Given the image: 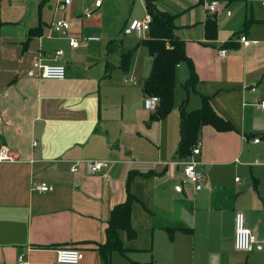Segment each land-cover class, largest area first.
Returning <instances> with one entry per match:
<instances>
[{
  "label": "crops",
  "instance_id": "obj_1",
  "mask_svg": "<svg viewBox=\"0 0 264 264\" xmlns=\"http://www.w3.org/2000/svg\"><path fill=\"white\" fill-rule=\"evenodd\" d=\"M210 1L157 0L177 15L187 60L176 77L180 70L187 95L174 108V88L171 111L155 120L156 106L144 104L154 97L144 90L148 31L130 29L148 14L146 0H102L90 18L82 14L94 0H0V147L16 158L0 162V264H18L22 252L30 264H55L66 247L83 251L79 264H107L100 249L111 214L128 199L135 236L117 230L124 251H112L108 264H264V0H216L214 12ZM60 19L70 26L55 34ZM123 33L137 36L126 42ZM123 52H132L128 71ZM37 62L65 65L66 78L41 79ZM204 99L227 130L202 125L200 153L182 157L183 112ZM86 160L110 166L90 175ZM185 160L203 176L188 190ZM33 184L49 191L33 192ZM237 212L258 239L252 251L234 247Z\"/></svg>",
  "mask_w": 264,
  "mask_h": 264
},
{
  "label": "trees",
  "instance_id": "obj_2",
  "mask_svg": "<svg viewBox=\"0 0 264 264\" xmlns=\"http://www.w3.org/2000/svg\"><path fill=\"white\" fill-rule=\"evenodd\" d=\"M212 1V0H211ZM230 2L233 0H219ZM147 11L152 20L148 30V38L143 41L153 57L150 76L144 82V90L148 96L159 98V104L155 108L152 119L166 116L172 109L174 88L176 83V67L187 60L185 43L176 35V16L173 13L162 10L157 5V0H146ZM206 35L213 38L217 33V24L214 18H209L205 24ZM40 31H32L31 35ZM117 41L108 44L111 52ZM132 52H123L120 57V68L128 71L131 63ZM193 79L186 83L188 88ZM211 124L218 130H227L228 125L213 111L210 103L204 99L200 109L186 112L184 110L181 121V141L178 153L185 157L196 145L197 135L202 125ZM131 179V178H130ZM130 200L114 208L111 214L110 224L107 230L108 240L101 247V252L108 264V255L114 251H124L117 230L123 229L127 237L133 238L135 232L129 224Z\"/></svg>",
  "mask_w": 264,
  "mask_h": 264
},
{
  "label": "built area",
  "instance_id": "obj_3",
  "mask_svg": "<svg viewBox=\"0 0 264 264\" xmlns=\"http://www.w3.org/2000/svg\"><path fill=\"white\" fill-rule=\"evenodd\" d=\"M65 4H69L71 0H63ZM102 0H94L92 7H87L84 9L82 17L90 18L94 15L96 9L101 6ZM264 7V1L261 2ZM219 7V2L216 0L210 1L207 4V8L210 11H216ZM151 16L147 14L143 20L136 19L130 24V29L134 31H148L151 23ZM70 24L65 19H60L53 24V32L55 34H62L65 30L69 28ZM241 40L245 43L246 38L242 37ZM69 44L76 48L78 47V40L71 38ZM58 55L62 54V51L57 52ZM219 56L225 57L226 51L222 50L218 53ZM35 67L38 68V76L45 80H64L66 78L67 70L63 64H40L35 63ZM158 97H149L144 101L145 107L147 109H154L155 106L159 104ZM261 107L264 110V99L261 102ZM255 142H259V139H255ZM37 146V143H34ZM202 143L197 142V144L192 148L193 154H199L201 150ZM16 158L12 155L10 150L5 147H0V162H11L15 161ZM198 163L195 161L185 160L183 162L182 179L181 184L185 190L188 187L196 186L203 178L200 171L197 169ZM79 162H76L71 170L76 172L79 169ZM109 161L100 160H86L84 161V169L87 174L94 175L101 172L104 169L109 168ZM33 192L44 193L49 191V186L46 184H33L31 187ZM258 243L256 235L246 226L245 216L242 212H237L234 220V247L238 251L249 252L255 248ZM84 259V253L82 250L74 247L61 248L57 252V262L55 264H79ZM18 264H30L26 258L24 252L20 253L17 258Z\"/></svg>",
  "mask_w": 264,
  "mask_h": 264
},
{
  "label": "rangeland",
  "instance_id": "obj_4",
  "mask_svg": "<svg viewBox=\"0 0 264 264\" xmlns=\"http://www.w3.org/2000/svg\"><path fill=\"white\" fill-rule=\"evenodd\" d=\"M136 36H137V33H132V34L123 33V38L125 39L126 42L132 41L133 39H135ZM126 45H128V44H126ZM177 71L178 72H177L176 87H175V101H176V103L174 105L175 106L174 108L179 107V103H180L181 99L183 98V95L186 94L185 88L182 86V83H183V85L185 83V79L181 75V71L180 70H177ZM119 106H121V103H119ZM143 135H144V133H143ZM152 137H153V135H152Z\"/></svg>",
  "mask_w": 264,
  "mask_h": 264
}]
</instances>
